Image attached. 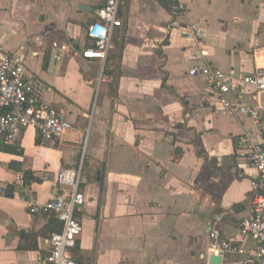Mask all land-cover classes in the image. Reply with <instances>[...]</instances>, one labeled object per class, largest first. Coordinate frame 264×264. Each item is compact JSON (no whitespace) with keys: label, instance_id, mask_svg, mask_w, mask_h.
I'll return each mask as SVG.
<instances>
[{"label":"crops","instance_id":"1","mask_svg":"<svg viewBox=\"0 0 264 264\" xmlns=\"http://www.w3.org/2000/svg\"><path fill=\"white\" fill-rule=\"evenodd\" d=\"M176 1L180 13L160 0H121L122 25L102 61L82 51L105 0H0V56H18L42 101L71 123L54 140L23 131L21 154L0 150V184L13 187L0 196V264H41L62 225L30 214L21 196L49 200L59 169L82 155L78 264H211L212 228L245 249L220 264H256L239 225L261 184L250 155L264 120L221 109L205 77L188 71L263 68L264 0ZM191 24L197 40L183 32ZM228 97L255 103L247 89Z\"/></svg>","mask_w":264,"mask_h":264},{"label":"built area","instance_id":"2","mask_svg":"<svg viewBox=\"0 0 264 264\" xmlns=\"http://www.w3.org/2000/svg\"><path fill=\"white\" fill-rule=\"evenodd\" d=\"M120 3L121 0H105L96 10L97 19L87 26L88 44L82 51L83 57L102 61L106 59L112 29L122 25L118 15ZM183 32L197 40L201 31L191 24L183 28ZM197 43L201 44V41ZM188 72L205 77L208 87L218 94L221 109L247 115L254 123L264 120V103L260 100L264 97V67L251 74H241L234 69L223 70L208 63H196ZM243 89H247L254 99L253 105L233 104L230 101V92ZM70 127L71 123L62 110L42 101L33 71L18 56L1 55L0 135L8 143H14L23 131L32 128L43 139L54 140ZM250 159L258 171L261 184L254 194L251 212L241 221L239 230L242 236L249 235L252 238L254 247L249 254L255 257L256 264H264V142L252 144ZM84 181L82 155L76 166L59 169L55 177L54 194L49 200L39 203L36 197L21 196L30 214L54 216L62 225L60 231L49 235V250L40 257L41 264H78L74 251L78 246L82 225L75 217V211L84 203L81 187ZM5 192V186L0 184V196ZM209 238L210 249L215 255L245 252L242 246L234 245L216 228L210 230Z\"/></svg>","mask_w":264,"mask_h":264},{"label":"water","instance_id":"3","mask_svg":"<svg viewBox=\"0 0 264 264\" xmlns=\"http://www.w3.org/2000/svg\"><path fill=\"white\" fill-rule=\"evenodd\" d=\"M178 2L176 0H169V3L167 4V8L172 11L173 13H180V7L177 6ZM79 8H82V9H88L87 6L85 5H79ZM91 9V8H89ZM12 185H8L6 187V195L8 197H13V193H12ZM221 260H222V256L220 255H215V254H211L209 256V261L211 264H220L221 263Z\"/></svg>","mask_w":264,"mask_h":264},{"label":"trees","instance_id":"4","mask_svg":"<svg viewBox=\"0 0 264 264\" xmlns=\"http://www.w3.org/2000/svg\"><path fill=\"white\" fill-rule=\"evenodd\" d=\"M160 2L166 6L168 1L167 0H160ZM0 150L1 151H5V152H9V153H15V154H21L22 153V149L19 147V145L14 142V143H8L5 138L3 136L0 135ZM30 173V171H23V175L24 177L26 175H28ZM58 222V219L55 218H51L50 223H55ZM24 235V234H22Z\"/></svg>","mask_w":264,"mask_h":264}]
</instances>
